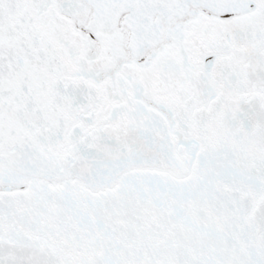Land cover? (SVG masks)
Segmentation results:
<instances>
[{"label":"snow or ice","instance_id":"obj_1","mask_svg":"<svg viewBox=\"0 0 264 264\" xmlns=\"http://www.w3.org/2000/svg\"><path fill=\"white\" fill-rule=\"evenodd\" d=\"M0 264H264V0H0Z\"/></svg>","mask_w":264,"mask_h":264}]
</instances>
